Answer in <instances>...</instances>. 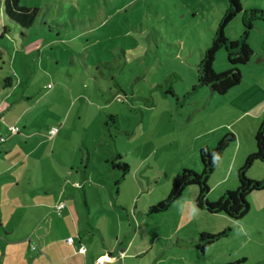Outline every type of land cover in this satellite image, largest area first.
Segmentation results:
<instances>
[{
  "label": "rangeland",
  "instance_id": "1",
  "mask_svg": "<svg viewBox=\"0 0 264 264\" xmlns=\"http://www.w3.org/2000/svg\"><path fill=\"white\" fill-rule=\"evenodd\" d=\"M22 5L40 9L32 28L10 20L0 0V127L6 138L0 148L13 150L0 154V170L9 166L26 187L45 180L51 190H63L61 204L72 209L67 221L78 225L90 252L121 255L123 249L130 264H264V191L249 195L250 212L240 220L198 207L195 185L168 210L150 212L169 195L179 172L202 171V147L215 146L229 130L247 141L248 124L258 130L261 121L237 119L264 102V21L248 15L250 9L264 10V0H242L243 12L225 29L231 40L247 34L255 55L237 66L244 74L241 84L222 95L199 85L198 65L228 0H22ZM38 37L43 47L32 50ZM233 67L220 49L215 71ZM9 76L15 86L6 97L1 92ZM12 127L19 130L11 132ZM52 127L60 132L54 137ZM229 149L208 180L211 201L237 180L238 167L227 178L235 159ZM120 161L130 165L126 176L113 164ZM262 167L264 162H256L248 176ZM10 194L16 203L5 208L11 196L3 194L2 212L5 222L17 216L10 225L16 232L9 242L0 233V264H23L34 252L28 238L35 239L31 219L39 216L32 203L40 198L19 208L17 194ZM224 230L206 250L198 246L202 232ZM20 250L25 256L16 254Z\"/></svg>",
  "mask_w": 264,
  "mask_h": 264
},
{
  "label": "trees",
  "instance_id": "2",
  "mask_svg": "<svg viewBox=\"0 0 264 264\" xmlns=\"http://www.w3.org/2000/svg\"><path fill=\"white\" fill-rule=\"evenodd\" d=\"M4 11L10 20L21 27L32 28L36 24L40 9L22 5V0H4ZM242 12V0H228V10L224 13L219 30L213 37L210 46L198 65L199 85L210 87L214 94H226L234 87L240 85L244 74L237 66L248 64L255 55L253 48L246 41L247 34L240 40H231L226 35V27ZM248 12L250 19L264 21V10L250 9ZM247 26L252 28L253 22H249ZM222 48L226 49L229 62L236 67L217 73L214 69V62L218 51ZM1 59L2 57L0 55ZM12 81L13 78L9 76L3 81V84L6 87H10ZM255 140L257 150L247 157L243 166L238 170L239 185L237 188L227 190L216 201H211L208 198L210 192L208 180L210 175L216 170L226 149L228 147L230 148L236 142L235 134L227 133L215 146H204L200 149L202 171L198 172L190 168H185L179 172L173 180L169 195L157 205L153 206L150 212L156 213L168 210L175 201L182 197L189 186L195 185L199 188L196 200L198 207L206 208L210 213H224L236 220L244 218L251 209L248 200L249 195L253 192L264 190V179L255 180L248 176L249 170L256 162H264V119L257 130ZM116 158L122 160L121 154H118ZM113 164L122 169L125 176L130 172V165L127 162L120 161L118 163L114 162ZM227 232L228 230L220 233L202 232L199 236L198 246L206 250L212 243L226 235ZM227 264H239V262Z\"/></svg>",
  "mask_w": 264,
  "mask_h": 264
},
{
  "label": "crops",
  "instance_id": "3",
  "mask_svg": "<svg viewBox=\"0 0 264 264\" xmlns=\"http://www.w3.org/2000/svg\"><path fill=\"white\" fill-rule=\"evenodd\" d=\"M38 38H36L35 39L36 41L33 42V44L34 43L35 44L32 46L31 48L32 50L34 48L39 50L43 47V43H44L43 39L41 38L38 39ZM260 61L262 63L261 65H264V58H260ZM14 86H15L14 81H12L11 86L10 87L5 86L4 90L1 93L3 94L6 93V97H7L10 94V91L14 88ZM3 102L5 105H7L6 108L8 106H11L12 104V103L11 104L8 103L6 100H4ZM245 116H249L252 119H257L258 121L262 122L264 117V102L263 103L257 102V104H255L253 107L248 108L247 110H243L242 114L238 117L237 120L241 121L242 118ZM254 126H255L254 129L250 126V124L246 126L247 141L244 138H242L240 132H237L236 130L233 131L234 133L231 132L232 130H229V132H227V133H233L236 136V142L229 149L235 151V159L232 162L233 167L232 170L228 171V175H227V178L230 181H231V176L233 175V170L236 169L235 167H238L237 170H239V167L242 165L244 159H247V156L256 152L257 150V145L255 140V135L257 133V126L255 123ZM0 136H2L1 127H0ZM243 145L244 148L242 149ZM4 151L5 153L13 152L12 149L9 151L8 149H5L3 147L0 148L1 155L4 154ZM238 159H240L241 164L237 163ZM250 177L255 180H262L260 178L264 177V167H262V169L255 168ZM42 181L43 183H39V185L35 187L34 180H31L26 187L25 185H23V180L17 177L16 175H14L13 170H9V166L0 170V233H2L4 237L3 238L4 241L9 242V239L15 234L16 232L15 227H10V225L16 222L17 216H13L11 219L9 218L7 222L4 221V215L2 212L4 210L2 203L3 202L2 195L9 194L11 196V201L8 202L5 200L6 201L4 203L5 208L16 203L13 200L12 195L10 193L17 194V198H18L17 201H20L18 202L19 208L23 206H28L26 201H28L33 196H35V199L40 198L39 200H35L32 203L34 212L39 216V220L38 218H35L33 220L34 215L31 219L33 223L37 224L35 227L36 230L33 233V237L37 241L36 243L39 247L40 252L39 253L36 252L35 249L36 246H34L35 244H33V242H35L33 240L35 239L32 240V238L29 237L28 238L29 242L32 241L31 250L34 252L31 253L29 258L27 257L22 258L23 264H98L99 260H104L105 264H115L118 262H121L123 264H130L131 260L130 259L128 260V258L125 257L127 255L126 253L127 251L123 249L121 250V255H115L110 250L108 251V254L102 255V254H98L97 251L90 252L88 248L86 253L80 252L79 248L82 245H85L82 242V234L79 231L78 225L76 226L73 225L72 227L70 222L67 221L68 217H66V214L70 215L72 212L71 206L69 207L68 210H66L67 207L62 209V212L60 214L56 211V205H59L62 202L60 201V199L63 194V190H61V193L59 194L60 191L56 190L55 188L51 190L49 184H47L45 180ZM57 181H59L60 183L59 178L58 180L56 179V182ZM223 183L226 184L225 181ZM238 185L239 182H238V173H237V180L234 178L230 186H227L226 188H224V190L222 188V195L224 194V192H226L229 189L237 188ZM42 188L44 189L43 191H46L45 192L46 195L40 193L42 192L41 190ZM28 190L33 191V194L26 195L25 193ZM51 191L56 192V194L52 193L50 195ZM49 195H50V199L48 200ZM55 196H57V199L53 200ZM24 218H26V215L24 216ZM74 234H77V236H74ZM69 241H72L73 243L71 244L69 243ZM123 252H125V254H122ZM21 253L22 251L20 250L16 254L20 255V257L21 255L25 256L24 254Z\"/></svg>",
  "mask_w": 264,
  "mask_h": 264
},
{
  "label": "built area",
  "instance_id": "4",
  "mask_svg": "<svg viewBox=\"0 0 264 264\" xmlns=\"http://www.w3.org/2000/svg\"><path fill=\"white\" fill-rule=\"evenodd\" d=\"M18 130H19L18 127H12L11 128V132H17ZM58 133H59V128L58 127H52V129L49 131V134H50L51 137L56 136ZM3 141H5V138L1 137L0 142H3ZM65 206H66L65 204H63V203L61 204L60 203L59 205L56 206V211L60 214L62 209L65 208ZM79 251L82 252V253H86L87 247L85 245H82L80 247ZM122 254H125V252H123ZM98 264H105V261L104 260H99Z\"/></svg>",
  "mask_w": 264,
  "mask_h": 264
}]
</instances>
